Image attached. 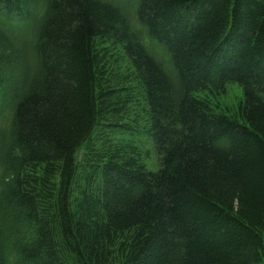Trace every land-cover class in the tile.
I'll return each mask as SVG.
<instances>
[{"label": "trees", "instance_id": "16d2710c", "mask_svg": "<svg viewBox=\"0 0 264 264\" xmlns=\"http://www.w3.org/2000/svg\"><path fill=\"white\" fill-rule=\"evenodd\" d=\"M0 264H264V0H0Z\"/></svg>", "mask_w": 264, "mask_h": 264}, {"label": "rangeland", "instance_id": "374dc122", "mask_svg": "<svg viewBox=\"0 0 264 264\" xmlns=\"http://www.w3.org/2000/svg\"><path fill=\"white\" fill-rule=\"evenodd\" d=\"M200 95L201 96H207L208 94L201 93ZM210 97H212L215 100V97H213L212 95ZM243 98H244L243 89L238 84L232 83V85L228 86L225 93L221 97H219V102H220L222 108H227V107L237 106L238 103ZM158 165H159V163H158V159H157L156 155L151 156L150 161L148 163L149 168L152 170H156Z\"/></svg>", "mask_w": 264, "mask_h": 264}]
</instances>
